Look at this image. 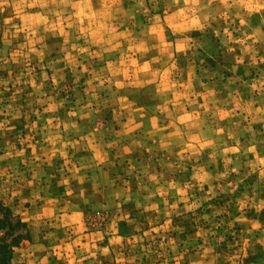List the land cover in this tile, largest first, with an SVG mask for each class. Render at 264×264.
I'll return each instance as SVG.
<instances>
[{"label": "clouds", "instance_id": "clouds-1", "mask_svg": "<svg viewBox=\"0 0 264 264\" xmlns=\"http://www.w3.org/2000/svg\"><path fill=\"white\" fill-rule=\"evenodd\" d=\"M0 18V264H264V0Z\"/></svg>", "mask_w": 264, "mask_h": 264}, {"label": "rangeland", "instance_id": "rangeland-1", "mask_svg": "<svg viewBox=\"0 0 264 264\" xmlns=\"http://www.w3.org/2000/svg\"><path fill=\"white\" fill-rule=\"evenodd\" d=\"M2 26H3V21H2V18H0V35H2ZM3 75L6 77L7 74L6 73H3ZM173 223L174 224H179L180 221L174 218L173 219ZM181 226H183V225H181Z\"/></svg>", "mask_w": 264, "mask_h": 264}]
</instances>
